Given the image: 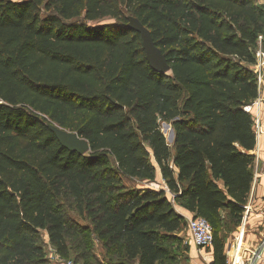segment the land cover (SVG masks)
Wrapping results in <instances>:
<instances>
[{
  "label": "trees",
  "instance_id": "trees-1",
  "mask_svg": "<svg viewBox=\"0 0 264 264\" xmlns=\"http://www.w3.org/2000/svg\"><path fill=\"white\" fill-rule=\"evenodd\" d=\"M129 15L149 29L167 74L149 65ZM263 31L258 0H0V264H50L41 231L80 264H165L186 225L175 205L211 224L210 264H227L221 212L239 224L252 188L256 135L243 106L257 96ZM48 123L90 151L65 149ZM157 169L167 191L122 184L154 181ZM69 200L107 261L89 263L81 239L68 245Z\"/></svg>",
  "mask_w": 264,
  "mask_h": 264
},
{
  "label": "rangeland",
  "instance_id": "rangeland-1",
  "mask_svg": "<svg viewBox=\"0 0 264 264\" xmlns=\"http://www.w3.org/2000/svg\"><path fill=\"white\" fill-rule=\"evenodd\" d=\"M112 22L107 19L101 21V23ZM264 105H262L263 107ZM160 129L164 134L165 138L168 139L172 126L170 123H163L160 125ZM168 145H172L168 140H166ZM254 164V163H253ZM252 164V170L254 173ZM110 165V163H109ZM258 167H256L257 169ZM256 172V171H255ZM158 173V172H157ZM122 184L128 189H144V188H153L156 190L167 189L165 182H161L160 178L156 175L154 181L148 180H139L136 178L121 177ZM164 183V184H163ZM167 191V190H166ZM167 196L172 200V196L167 192ZM253 201L252 199V190L248 196L247 203L245 205V211L242 216V220L239 224H235L234 221H231L226 216V212H221V226L219 235L223 240L224 245L229 244L233 248L240 244L246 250H251L254 245L258 242L261 237V232L264 230V194L259 195ZM62 206L64 207L66 215L77 225V234L74 237L67 239L68 245L74 247V245L79 241L83 240L85 245L88 247L90 252V257L87 258L89 263H94L96 261H107L108 251L102 246V244L95 239L93 234H91V224L90 221L83 216H80L75 208V204L72 200L62 201ZM179 206L175 205V209H178ZM249 209L248 218L245 220L246 210ZM40 243L43 245L44 250L47 253L48 261L50 264H59L56 260L55 253L52 252L49 248L48 237L44 231L40 232ZM173 238L169 241L170 249V260L164 261L165 264H184L188 260V252L190 247V241L188 238V232L186 230V225L184 224L179 231L174 232ZM246 236V239H245ZM244 252V256L245 255ZM62 257V256H61ZM64 258V257H62ZM67 259H74L79 263H83L84 260L75 256L71 250ZM64 258V259H65Z\"/></svg>",
  "mask_w": 264,
  "mask_h": 264
},
{
  "label": "built area",
  "instance_id": "built-area-1",
  "mask_svg": "<svg viewBox=\"0 0 264 264\" xmlns=\"http://www.w3.org/2000/svg\"><path fill=\"white\" fill-rule=\"evenodd\" d=\"M258 3L264 4V0H258ZM254 62L251 65V69L255 75L257 96L249 104L243 106L244 111L251 113L254 117V132L256 137L264 134L262 125V112L261 107L264 105V31L260 33L255 41V47L253 50ZM245 211V210H244ZM249 209L246 210L248 215ZM186 230L188 232V238L192 245H194L199 251H212L213 249V228L211 224L201 216L185 217ZM49 248L55 253L56 260L59 264H80L72 259H64L50 246ZM211 253V252H208ZM244 254V253H243ZM245 264H264V230L261 232V237L251 250L245 252ZM205 261V257L203 258ZM184 264H192L191 262H185Z\"/></svg>",
  "mask_w": 264,
  "mask_h": 264
},
{
  "label": "water",
  "instance_id": "water-1",
  "mask_svg": "<svg viewBox=\"0 0 264 264\" xmlns=\"http://www.w3.org/2000/svg\"><path fill=\"white\" fill-rule=\"evenodd\" d=\"M127 20L126 27L138 32L141 36L142 47L149 65L155 71L167 74L170 71V66L167 63L165 54L155 45L149 29L135 16L129 15ZM47 126L54 133L60 145L70 152L85 155L90 151L88 141L80 137L76 132L67 130L55 123H48ZM166 140L173 144V129H171L169 138Z\"/></svg>",
  "mask_w": 264,
  "mask_h": 264
},
{
  "label": "crops",
  "instance_id": "crops-1",
  "mask_svg": "<svg viewBox=\"0 0 264 264\" xmlns=\"http://www.w3.org/2000/svg\"><path fill=\"white\" fill-rule=\"evenodd\" d=\"M262 112V125L264 130V106L261 107ZM254 155V164H253V182H252V199L253 201H257L256 199L259 195L264 194V134L256 137V145L254 150L251 151ZM256 167H258L256 169ZM256 171V172H255ZM158 172V173H157ZM156 175L160 178L161 182H163L159 170L157 169ZM156 178V177H155ZM164 184V183H163ZM176 211L181 214L184 218L193 216V214L181 207L176 209ZM248 215L245 217L247 220ZM246 239V236H245ZM241 248L240 244H237L235 248L230 246L229 244L224 245V253L226 255L227 264H245V256L244 254L241 257L237 256L238 249ZM211 252V253H208ZM207 261H205L203 258ZM213 259V249L212 251H199L194 245L190 243L189 252H188V260L187 262H191L192 264H210Z\"/></svg>",
  "mask_w": 264,
  "mask_h": 264
},
{
  "label": "bare ground",
  "instance_id": "bare-ground-1",
  "mask_svg": "<svg viewBox=\"0 0 264 264\" xmlns=\"http://www.w3.org/2000/svg\"><path fill=\"white\" fill-rule=\"evenodd\" d=\"M245 252V249L243 248V246L241 245V248H239L238 249V251H237V256L238 257H241L243 254L242 253H244Z\"/></svg>",
  "mask_w": 264,
  "mask_h": 264
}]
</instances>
